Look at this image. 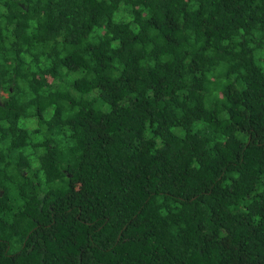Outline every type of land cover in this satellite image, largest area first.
Returning a JSON list of instances; mask_svg holds the SVG:
<instances>
[{
    "label": "trees",
    "instance_id": "trees-1",
    "mask_svg": "<svg viewBox=\"0 0 264 264\" xmlns=\"http://www.w3.org/2000/svg\"><path fill=\"white\" fill-rule=\"evenodd\" d=\"M0 264H264V0H0Z\"/></svg>",
    "mask_w": 264,
    "mask_h": 264
}]
</instances>
